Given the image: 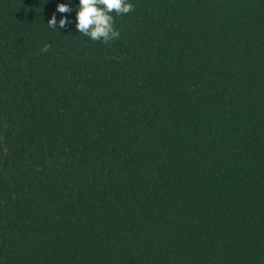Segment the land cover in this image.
I'll return each instance as SVG.
<instances>
[{
	"label": "trees",
	"instance_id": "16d2710c",
	"mask_svg": "<svg viewBox=\"0 0 264 264\" xmlns=\"http://www.w3.org/2000/svg\"><path fill=\"white\" fill-rule=\"evenodd\" d=\"M65 2L0 0V264H264V0Z\"/></svg>",
	"mask_w": 264,
	"mask_h": 264
},
{
	"label": "clouds",
	"instance_id": "9594fccd",
	"mask_svg": "<svg viewBox=\"0 0 264 264\" xmlns=\"http://www.w3.org/2000/svg\"><path fill=\"white\" fill-rule=\"evenodd\" d=\"M72 3L73 0H66L58 6L57 12L71 14L73 12V8L70 7ZM133 11L134 5L129 0H79L75 21H69L65 16L57 24L54 15L48 27L57 31V27L66 29L70 23H75V29L81 35L93 42L110 45L112 41L119 40L121 35L115 27L116 17L128 15ZM44 51H47V48Z\"/></svg>",
	"mask_w": 264,
	"mask_h": 264
}]
</instances>
